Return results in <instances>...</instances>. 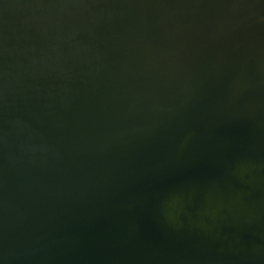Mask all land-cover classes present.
<instances>
[{
  "label": "water",
  "instance_id": "water-1",
  "mask_svg": "<svg viewBox=\"0 0 264 264\" xmlns=\"http://www.w3.org/2000/svg\"><path fill=\"white\" fill-rule=\"evenodd\" d=\"M0 264H264V0H0Z\"/></svg>",
  "mask_w": 264,
  "mask_h": 264
}]
</instances>
